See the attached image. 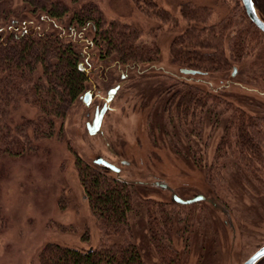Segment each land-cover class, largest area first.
<instances>
[{"label": "rangeland", "instance_id": "1", "mask_svg": "<svg viewBox=\"0 0 264 264\" xmlns=\"http://www.w3.org/2000/svg\"><path fill=\"white\" fill-rule=\"evenodd\" d=\"M96 1L107 18L139 25L143 30L140 40L157 44L159 56L125 70L109 64L104 73L100 63L105 61L100 60L89 33H84L77 47L81 65L90 76L83 94L91 91V102L85 103L82 94L71 103L64 141L56 137L42 141L49 147L47 153L0 155V264H37L39 251L49 241L83 248L100 241L96 218L82 198L73 151L103 172L106 168L96 163L98 157L116 163L121 168L117 174L133 183L132 240L146 264H170L163 261L153 243L148 203L162 204L172 218L173 228L169 240L165 239L177 251L172 264H241L264 244V61L259 60L264 57V37H250L244 55L228 71L185 74L172 61L170 46L186 27L179 6L186 0H157L177 18V28L146 17L132 0ZM192 1L212 7L211 24L229 13L237 17L238 23L228 31L227 44L239 27L248 26L239 15L242 0ZM259 1L264 16V0ZM227 55L230 57L229 52ZM121 80L101 130L91 134L96 112ZM184 81L203 85L263 119L260 158L247 162L239 158L233 128L231 138L224 137L228 114H222L223 104L177 119L169 100ZM35 112L32 106L21 104L14 119ZM224 138L229 145H220ZM156 181L166 182L172 190ZM172 191L183 198L204 194L206 200L183 205L173 201ZM62 192L68 197L64 205L59 202ZM151 212L160 219L156 208Z\"/></svg>", "mask_w": 264, "mask_h": 264}, {"label": "trees", "instance_id": "2", "mask_svg": "<svg viewBox=\"0 0 264 264\" xmlns=\"http://www.w3.org/2000/svg\"><path fill=\"white\" fill-rule=\"evenodd\" d=\"M254 1L257 5L261 3ZM132 2L146 17L178 27L177 18L157 0ZM179 6L187 24L174 37L170 54L181 68L196 70L185 74L200 76L228 71L244 55L250 37H264L245 7H241L239 15L248 26L239 27L227 44L229 29L238 23L232 13L211 24V6L192 0ZM85 32L94 41L100 60L105 61L100 63L104 73L109 64L123 66L125 70L153 62L159 56L157 44L140 40L143 30L139 25L107 18L96 0H0V155L47 153L49 147L42 141L51 137L64 139L71 103L80 98L90 79L81 65V51L77 47ZM259 60L264 61V57ZM122 83L121 80L120 87ZM180 84L169 100L178 120L196 116L199 109L204 112L212 104H223L221 112L228 114L224 137L231 138L233 128L239 158L246 162L260 158L259 138L263 135L260 116L222 99L203 85L186 81ZM21 104L32 106L35 114L31 117L21 114L14 119ZM229 142L221 141L220 145ZM73 153L82 198L96 218L100 241L89 248L49 241L39 251L37 264H146L132 240L133 183L109 168L105 167L103 172ZM59 202L63 205L68 202L64 192ZM147 210L152 219L150 230L155 248L163 261L172 264L174 252L166 245L161 230L154 226H167L170 233L172 218L163 208L159 211L160 219L152 216L150 208ZM263 261L264 258L257 264Z\"/></svg>", "mask_w": 264, "mask_h": 264}, {"label": "water", "instance_id": "3", "mask_svg": "<svg viewBox=\"0 0 264 264\" xmlns=\"http://www.w3.org/2000/svg\"><path fill=\"white\" fill-rule=\"evenodd\" d=\"M242 3L245 7L248 17L256 24V26L264 32V16L260 13L259 8L254 0H242ZM181 71L184 73H196L195 69L190 68H181ZM237 73V68L234 67L233 74ZM119 86H116L110 89L109 94L106 98V103L102 108L96 112L93 125L89 127V132L91 134H96L101 130L103 118L109 108V103L112 101L114 93L118 90ZM92 92L87 91L83 94V99L85 103L89 104L91 102ZM96 162L102 164L115 172L120 171L115 163L103 158L98 157ZM204 198V195H197L192 199H182L179 196L175 195V199L182 203H190L199 199ZM264 258V244L259 246L247 259H245L241 264H257L261 259Z\"/></svg>", "mask_w": 264, "mask_h": 264}, {"label": "flooded vegetation", "instance_id": "4", "mask_svg": "<svg viewBox=\"0 0 264 264\" xmlns=\"http://www.w3.org/2000/svg\"><path fill=\"white\" fill-rule=\"evenodd\" d=\"M237 68V67H236ZM109 94V93H108ZM106 103V102H105ZM104 103V104H105ZM97 163V162H96ZM99 164V163H98ZM116 164V163H115ZM100 165H102V164H100ZM117 165V164H116ZM102 166H104V165H102ZM118 166V165H117ZM104 167H106V166H104ZM119 167V166H118ZM106 168H108V167H106ZM110 169V168H109ZM120 170H121V168H120ZM113 171V170H112ZM115 172V171H114ZM120 172V171H119ZM119 172H115V173H119ZM155 184L156 185H159V186H161V187H163V188H165V189H168V190H172V188L169 186V184H167L166 182H159V181H156L155 182ZM175 195H177V196H179L178 194H176V193H174L173 191H172V198H173V201L174 202H176V203H180V204H183V205H186V204H191V203H195V202H198V201H204V200H206V196L204 195V194H197V195H204V198H202V199H199V200H196V201H193V202H190V203H182V202H179L178 200H176L175 199ZM197 195H195V196H193V197H191V198H183V197H181V196H179L180 198H182V199H192V198H194V197H196ZM148 200V202H150L149 200L150 199H147ZM212 202V201H211ZM147 208H150V211H151V208H152V210L154 211V208H156V210H158V212L160 211V209L161 208H163V206H162V204H160V203H158V204H156L155 206H153V205H150V203H148L147 204ZM164 209V208H163ZM165 211H167L166 210V208L164 209ZM168 213V212H167ZM172 228H173V225H172V227H171V230H172ZM157 230H161V233L163 234V236H165L166 237V240H169L168 239V234H169V229H168V227L167 226H164V225H162L160 228H157ZM174 253L177 255V251L176 250H174Z\"/></svg>", "mask_w": 264, "mask_h": 264}]
</instances>
